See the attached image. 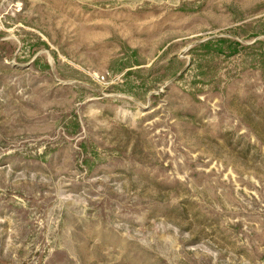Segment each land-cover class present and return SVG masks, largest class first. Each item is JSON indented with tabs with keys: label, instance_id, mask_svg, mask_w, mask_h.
<instances>
[{
	"label": "rangeland",
	"instance_id": "obj_1",
	"mask_svg": "<svg viewBox=\"0 0 264 264\" xmlns=\"http://www.w3.org/2000/svg\"><path fill=\"white\" fill-rule=\"evenodd\" d=\"M0 264H264V0H0Z\"/></svg>",
	"mask_w": 264,
	"mask_h": 264
}]
</instances>
